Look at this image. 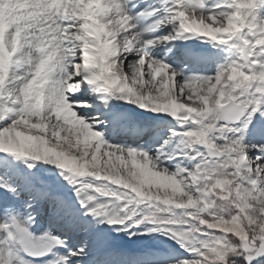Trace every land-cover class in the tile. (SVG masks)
<instances>
[{
  "label": "snow or ice",
  "instance_id": "obj_1",
  "mask_svg": "<svg viewBox=\"0 0 264 264\" xmlns=\"http://www.w3.org/2000/svg\"><path fill=\"white\" fill-rule=\"evenodd\" d=\"M191 40L222 46L212 75L155 51ZM256 134L264 0H0V154L25 167L0 180V264H80L87 235L52 229L105 224L173 240L170 264H264Z\"/></svg>",
  "mask_w": 264,
  "mask_h": 264
},
{
  "label": "rangeland",
  "instance_id": "obj_2",
  "mask_svg": "<svg viewBox=\"0 0 264 264\" xmlns=\"http://www.w3.org/2000/svg\"><path fill=\"white\" fill-rule=\"evenodd\" d=\"M140 7L142 8L143 5H140ZM150 22L151 21H146L145 24H148ZM199 42H200L199 40H194V42L191 44L189 41L187 43H182L180 41H175L174 43L169 44L165 48H163L160 53H161V55H164L165 53H167V55L165 57L166 58V62L170 63L172 65V67H174V68L183 69L186 75H200L199 72H201V71H198V69H205V68H202L201 66H200L201 68L195 66V62H196L197 59L201 58V57H198V56H206V57H203V58H207V60L209 62L206 63V65L204 64V66H207V65L210 66L211 65L212 66L211 70H213V71H211L208 68V69H205L203 71V73H205L207 75H212L215 72L216 65L218 63H221L224 60L225 54H224L223 48H222V46L213 47V46H211L209 44H207V45H199ZM183 46L185 47V50L187 48V50H186L187 53H185V52L184 53H180L181 49H179V48H183ZM168 48L171 49L170 52H167ZM158 49H160V48H158ZM158 49H156L155 51H158ZM198 49H201V51L195 52L192 56L188 55L189 52H193V51L198 50ZM176 50L178 52H176ZM210 58H211V61H210ZM178 79H179V77H178ZM113 103L118 105V106H121L124 109H131V111L135 112L138 116L142 115V118L145 119V120H147L151 116V114H149V113H141L139 109H135L131 105L123 104V102H121V101H117V102L113 101ZM160 135L162 137L166 136L167 135V130L163 129L160 132ZM257 135L258 134L250 135L249 139L250 140H255L254 142H264V140H262L261 136L257 137ZM159 142L160 141H157V143H159ZM0 158H2V159H7V158L10 159L11 157L5 158L2 154H0ZM11 161H14L13 158H11ZM16 162L19 163L20 161H16ZM20 163H22V162H20ZM37 167L40 168L41 174H43L42 167L41 166H37ZM52 171L55 172V169H53ZM6 178L7 177H6L5 173H4V171L0 170V180H7ZM48 179L50 181H52L54 188L57 185H63V182L60 181L59 177H57V176H51V177H48ZM69 195H71L70 191H69ZM86 195H87V193H86ZM138 211H139V209H138ZM40 223H42V222H40ZM103 226H104L105 232L107 233V235L110 237V239L112 241H119V243H121L122 246L126 250L129 249L127 251L131 250V251H137V252L141 253V254H137L135 259H138L139 261L143 262L142 264H170V262L172 260H174L176 258V256H177L178 245L173 240L167 238L164 235H160V234H157V233H152L149 236L133 235L131 237V239H129V234L128 233L117 232V231L114 230L117 226H115V225L108 226L106 224L103 225ZM33 228L34 227L32 226L31 231H32ZM144 230L145 229L143 228V226H140V227H138L136 229H130V232L131 231H135V232L139 233V232L144 231ZM32 232L36 236L40 235L39 232L37 231V229H35ZM59 236L61 237V239H65L67 241V245H68L69 248H75V247H79L80 246L79 242L74 243L71 238H68V237H65V236H62V235H59ZM142 248H143V251H141ZM148 248L151 249V250L148 251L147 250ZM61 251H63V250H61ZM117 256H120V253H118ZM117 256H116V258L118 259L119 257H117ZM129 262H130V259H129ZM133 262L134 261H132V263ZM80 264H91V263L90 262H85L84 259H81L80 260ZM111 264H125L124 258L120 262L115 259ZM135 264H138V262H136Z\"/></svg>",
  "mask_w": 264,
  "mask_h": 264
},
{
  "label": "bare ground",
  "instance_id": "obj_3",
  "mask_svg": "<svg viewBox=\"0 0 264 264\" xmlns=\"http://www.w3.org/2000/svg\"><path fill=\"white\" fill-rule=\"evenodd\" d=\"M145 22L146 21H144L142 23L145 24ZM189 42L192 44L194 42V40H191ZM199 45H207V43L202 44L201 42H199ZM179 49H181L180 53H184V52L187 53V51H186L187 48L185 50L184 46H183V48H179ZM161 50L162 49H158L159 52H161ZM197 51H201V49L195 50L193 52H189L188 55L192 56ZM176 52H178V51L176 50ZM198 57H201V58L196 60L195 66H197L199 68L202 67L205 69L209 68L211 70V67H212L211 65L210 66L209 65L204 66V64L206 65V63L209 62L207 60V58H203L206 56H198ZM211 58H210V61H211ZM205 69H198V71H201V72H199V74L200 75H207V74L203 73V71ZM211 71H213V70H211ZM115 102H117V101H115ZM139 117L142 118V115ZM258 136L260 137L259 134L257 135V137ZM253 141H255V140H253ZM129 142H131V141H129ZM0 170L4 171V173L7 177L6 178L7 180L19 181V179L21 178V174H23L25 172V167H24L23 163L11 161V158L10 159L0 158ZM40 222H42V221L38 220V222L35 225H33V227H34L33 230L37 229L39 234H41L44 231V229L46 227H48L46 222H42V223H40ZM52 232H53V235H62V236L71 238L74 243L79 242V244H81V242L85 239V236L87 235V238L89 241V249H88L89 255L87 257L83 258L85 260V262H90L91 264H111L115 259L120 262L124 258L125 264H131L132 261H134L133 262L134 264L136 262H138V264L143 263V262L139 261L138 259H135L137 254H141V253H139L137 251H131V250L127 251L129 249L126 250L122 246V244L119 243V241H112L110 239V237L107 235V233L105 232L103 225H100L98 230H92L90 228L89 232L87 234H85L83 232H78V231H69V230H66L62 226H59V225L54 227L52 229ZM98 232H102L103 235H97ZM147 250L150 251L151 249L148 248ZM141 251H143V248L141 249ZM118 253H120V256H117ZM116 256L119 258L117 259ZM129 259H130V262H129Z\"/></svg>",
  "mask_w": 264,
  "mask_h": 264
}]
</instances>
